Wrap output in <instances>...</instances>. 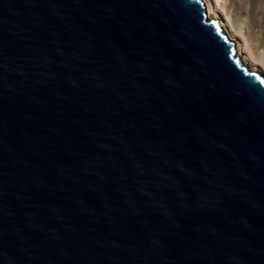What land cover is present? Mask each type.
Masks as SVG:
<instances>
[{
    "label": "water",
    "instance_id": "95a60500",
    "mask_svg": "<svg viewBox=\"0 0 264 264\" xmlns=\"http://www.w3.org/2000/svg\"><path fill=\"white\" fill-rule=\"evenodd\" d=\"M0 264H264V76L203 0H0Z\"/></svg>",
    "mask_w": 264,
    "mask_h": 264
},
{
    "label": "rangeland",
    "instance_id": "374dc122",
    "mask_svg": "<svg viewBox=\"0 0 264 264\" xmlns=\"http://www.w3.org/2000/svg\"><path fill=\"white\" fill-rule=\"evenodd\" d=\"M222 6V16L227 14L233 28L242 32L250 60L264 63V0H223ZM255 64L264 73L263 67Z\"/></svg>",
    "mask_w": 264,
    "mask_h": 264
},
{
    "label": "bare ground",
    "instance_id": "6f19581e",
    "mask_svg": "<svg viewBox=\"0 0 264 264\" xmlns=\"http://www.w3.org/2000/svg\"><path fill=\"white\" fill-rule=\"evenodd\" d=\"M204 5H205V9H206V18H214L217 19L220 26H222L225 30L226 33L228 34L230 40L235 42V47H236V51H237V55L240 56L241 61L243 62V64L248 65L250 70L253 71H259L261 69H259L258 65L255 63H258L259 65H261L264 69V63L261 60L258 61H254L250 60L251 58L248 57L247 54H251L249 47L247 46L246 42H245V38L242 34V32L238 29L233 28V26L231 25L229 16L227 14H225V16H222V2L223 0H203ZM239 38L241 39L239 41ZM261 74L264 73L263 71H259Z\"/></svg>",
    "mask_w": 264,
    "mask_h": 264
}]
</instances>
